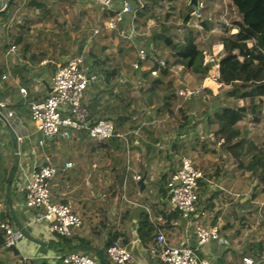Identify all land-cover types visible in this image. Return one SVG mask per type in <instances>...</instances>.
<instances>
[{"label":"crops","instance_id":"obj_1","mask_svg":"<svg viewBox=\"0 0 264 264\" xmlns=\"http://www.w3.org/2000/svg\"><path fill=\"white\" fill-rule=\"evenodd\" d=\"M28 9L36 10L37 7L22 4L19 0H0V103H5L14 114L8 123L17 139V143L13 142L9 134L1 130L4 125L0 120V178H9L8 184L0 183V210L9 212L10 197L18 221L30 236L44 243L38 245L27 239L21 240L16 247L20 259L27 264L34 261L57 264L55 257L71 252L89 264H102L101 258L108 264H115L107 255L103 257L101 251L109 235L116 232L120 236L114 243L127 248L133 264H161L160 247L156 242L159 232L170 245L187 238L190 246L197 247L195 225L219 230L218 214L215 216L217 220L212 222L211 218L215 217L202 202L189 221L181 219L174 213L168 194L160 188L162 177L165 176L166 180L178 168L181 157L191 158L204 175L202 154L194 155L190 152L193 148L187 147L198 134L211 136L199 121L201 116L187 109L185 104L184 116H193L200 126L191 128L190 125L178 132L184 118L179 119L176 115L179 113H175L168 119L169 102L153 97L145 100L146 113L135 119L134 124L131 121L119 126L116 136L107 145H97L86 134L74 132L68 140L48 139L42 147L39 146L41 137L30 119L29 105L48 97L57 68L77 55L72 51L69 55L67 46L58 53L56 45L40 39L35 29L28 32L24 26L28 22L25 14ZM87 65L86 69H89L90 62ZM145 69L147 67L143 66L142 71ZM133 71L131 64L129 68L115 65L96 69L98 80L88 87L82 101L93 118L105 120L111 108L121 109L119 116L129 113L123 111V106L110 92H123L126 84L136 90ZM104 74H114L109 76V83ZM20 89H25L26 94H21ZM181 105L179 101L173 103V111ZM46 160L56 169L50 182L52 202L67 204L82 220V226L72 231L69 243L49 233L45 221H34L42 213L41 209L30 210L24 206L22 187L32 169L46 164ZM67 163H71V167L66 168ZM133 176L141 178L142 188L137 185L139 181L132 179ZM213 185L208 181L202 189L205 199L210 198ZM145 215L152 227L149 235L141 229ZM236 216L241 215L237 213ZM13 227L16 228L15 224ZM219 234V240L198 248L200 255L211 264H238L242 257H246L249 242L236 241L234 227L219 230ZM261 260L264 264V256Z\"/></svg>","mask_w":264,"mask_h":264},{"label":"rangeland","instance_id":"obj_2","mask_svg":"<svg viewBox=\"0 0 264 264\" xmlns=\"http://www.w3.org/2000/svg\"><path fill=\"white\" fill-rule=\"evenodd\" d=\"M20 1L22 4H26L29 0ZM189 1L177 0L174 3L169 0H159L153 8L146 11L143 18L134 17L131 22L133 32L130 37L124 36L130 32L129 17L125 24L118 27L117 30L100 31L93 35L95 29L102 27L98 24L97 18L100 17L101 22H104L107 20V16H104V12L88 0H46L47 4L42 9L26 10L28 22L24 26L28 32L35 29V34L39 35L40 39L46 43L55 44L58 53L63 50L62 47L67 46L69 51L67 53L70 55V51H72L75 55L77 47L84 41V46L78 54L83 55L84 63L85 60L86 62L89 60L91 64L97 56H102L101 59H107L104 66L121 65L125 68H129L132 60L135 59L137 49L144 47L141 43L147 38L160 39L154 46L153 55L159 61L167 60L171 63L173 59L170 57V49L162 42L163 39L156 35L161 33V29L165 26L170 29L166 34L171 35L174 42H178L182 41V36L193 27L194 32L197 31L196 43L203 53V63H206L212 58H218L223 53L221 40L227 36L226 30L229 29L230 33L234 34L236 29H231V27L235 22H240L242 16L237 12L233 0H198L204 7L201 13L202 19L211 23L210 31H205L200 29L195 20L184 24L183 19L189 11ZM30 19H36V21ZM89 51H91L92 57L89 56ZM86 66L88 65L86 64ZM171 66L167 80L171 83L176 93L175 96L182 88H203L200 97L193 99L190 106V111H194L193 113L198 116L206 113L214 103L215 95L226 89L218 83L217 65L211 68L203 79L199 75L192 74L180 64ZM211 80L215 83V88L207 85V82ZM204 89L210 90V93ZM178 100L182 101L179 97ZM181 104L179 109L181 111L176 114L179 119L180 117L184 118L185 115L182 112L184 103ZM236 104H244L248 107V115L238 125L244 138L245 149L251 148L255 154L264 156V97L260 102L258 99L255 100L257 111L254 114L251 113L248 100L238 101ZM190 144L187 148L195 149L190 152H194L193 154H198V156L202 154V165L204 166L202 171L204 176L214 184L211 193L214 189L219 190L215 197L210 196L206 202L203 201L205 194L201 193V189V194L199 193L200 202L206 205L205 208L214 217L218 214L220 218L219 221H216V217L211 218L212 222H218L220 231L234 227L236 241L247 240L249 243L264 241V207H261L260 210L259 206L264 186L258 184L257 198L251 200L252 190L258 181L254 179L251 182L250 174L238 167L239 161H242L244 165L247 164L251 155L246 154L245 157L234 158L225 150L222 140L218 137L208 138L203 134H198L197 139L191 141ZM237 213L243 219L237 217Z\"/></svg>","mask_w":264,"mask_h":264},{"label":"trees","instance_id":"obj_3","mask_svg":"<svg viewBox=\"0 0 264 264\" xmlns=\"http://www.w3.org/2000/svg\"><path fill=\"white\" fill-rule=\"evenodd\" d=\"M119 0H112L114 7L118 5ZM133 9L135 11V16L143 18L146 14V11L153 8L159 0H130ZM139 1L142 3V8L140 9ZM176 2L177 0H169ZM236 4V10L241 14V21L235 22L231 29H236L234 34H231L229 29L226 30V37L222 38V51L223 53L218 58H212L211 61L203 63V53L199 49L196 43L197 31L196 33L193 30V27L189 29L183 36L182 41L174 42L171 35L166 34L169 32V28L163 26L161 29L162 32L158 33L156 36L162 38V42L168 47L171 51V58L173 61L163 62V67H159V60L153 54L154 46L159 40L155 38H147L141 43L145 48L147 53V62L143 66H146L147 69L140 71H133V81L135 84L134 90L130 85H125V91L113 93L110 92V95L113 99H116L120 106H123V111L128 110V114L125 116H119L122 114L121 109L111 108L108 111V116L105 120L110 121L114 124L115 132L119 126L125 125L132 121V124L136 123L135 119L138 120L146 113V102L145 100H150L153 97L162 99L167 103V113L168 119L170 116H174L175 113H179L180 107H176L173 111L172 104L178 100V96H175V92L172 88L171 83L167 80V74L171 71V65H182L192 74L199 75L201 78H205L208 74V71L214 66H218V83L226 87L225 90H222L220 93H217L214 97V103L211 104L209 110L206 113L200 114L201 117L199 121L202 126L206 129L205 131L209 133L211 137H218L223 141V147L225 150L232 155L234 158L245 157L246 154L251 155L247 164L244 165L242 161H239L238 167L247 171L250 176L249 180L251 182L254 179H257L258 183L254 186L251 194V200L257 198L256 188L258 184L264 186V156L254 153V150L251 148L244 147L243 140L240 133L238 125L246 118L248 115V107L244 104L237 105L238 101H249L251 113L257 111V106L255 105V100L258 99L259 102L264 97V0H233ZM28 4L30 6H35L37 8H43L47 3L46 0H29ZM136 7V9H135ZM188 14L185 15L183 21L184 24H189L191 20H195L200 29L205 31H210L211 23L202 19L201 13L204 9H195L192 6H188ZM198 11L199 17H196V12ZM104 16H107V19L111 18V12L104 11ZM100 17L97 18L99 25H102ZM120 27V26H119ZM84 46V41L80 43L77 47L75 55H78L81 49ZM2 49V48H1ZM89 56L92 57L91 51H89ZM102 56H97L93 63H91L90 68L87 69L89 75H95L97 79L90 83L93 85L98 80V73L95 72L97 68L104 66L107 62V59ZM89 60H85L87 64ZM85 64V65H86ZM142 66V67H143ZM158 69L157 77H150L151 70ZM105 81L110 82L109 76H114V74H104ZM89 85V86H90ZM88 89V88H87ZM208 93L210 90L204 89ZM87 91V90H86ZM85 91V92H86ZM200 97V96H199ZM184 103L186 108L189 109V105L192 100H184L179 97ZM198 98V97H197ZM83 101V99H82ZM233 103V104H230ZM184 111V110H183ZM182 111V112H183ZM89 112V111H88ZM100 118H93L90 115V121L92 123L96 122ZM130 120V121H129ZM185 122L179 126V130L189 127L194 128L200 126L198 122L195 121V118L184 116ZM87 135L86 132H80ZM88 137V135H87ZM210 137V138H211ZM89 138V137H88ZM177 139V137H176ZM107 141L104 142H94L97 145H107ZM111 141V139H110ZM117 143H113L116 145ZM174 147L176 145H173ZM173 147V148H174ZM169 177V176H168ZM165 176L162 177V184L160 188L167 193ZM207 180V181H206ZM209 179L204 175L200 181H198L197 193H198V202L201 201L199 198V193L204 194L205 191L202 190L208 184ZM1 184H8L9 178L2 177L0 178ZM264 191V190H263ZM262 191V192H263ZM200 193V194H201ZM219 193V190L213 191L211 196L214 197ZM262 197V196H261ZM206 202V199H205ZM8 199L6 198L5 205L7 206ZM207 204V203H206ZM261 210V209H260ZM264 211V210H263ZM174 213L178 214L176 210ZM243 219V217H240ZM264 220V214H263ZM0 221L6 222L11 226H14V222L8 212V210H0ZM264 222V221H263ZM264 225V223H263ZM141 229H145V234L149 235L152 231V227L149 225L147 217L141 222ZM4 236L5 232L0 227V264H27L23 262L19 253L15 247L6 248L4 245ZM119 234L113 232L109 235L103 250L101 251L103 257L106 255V249L114 244L118 239ZM58 237V236H57ZM60 238L62 241L68 242L69 238ZM82 244H85L82 242ZM264 241H259L255 243H249V250L246 252V256L254 258L255 260H261L264 256ZM31 264H48L47 262H32ZM57 264H61L58 261Z\"/></svg>","mask_w":264,"mask_h":264},{"label":"built area","instance_id":"obj_4","mask_svg":"<svg viewBox=\"0 0 264 264\" xmlns=\"http://www.w3.org/2000/svg\"><path fill=\"white\" fill-rule=\"evenodd\" d=\"M88 2L97 6L101 11L112 14L111 18L102 22L101 28L93 31V35L100 31L117 30L119 26L125 24L128 17L130 32L124 36L132 35L131 22L135 17V11L130 0H119L116 7L112 0H88ZM139 6L142 7L141 1H139ZM202 8L203 4L198 1V9ZM195 15L199 17L198 11ZM13 49L14 47H11V50ZM147 59L145 49L138 48L131 68L134 71H140ZM163 65V61H159V67ZM150 75L157 77L158 69L151 70ZM96 79L95 75L87 73L82 54L69 59L57 68L52 77L51 92L48 97L42 102L29 105L30 119L41 137L38 141L40 147L48 139L68 140L74 132H86L93 142H104L116 136L112 122L100 119L92 123L90 114L82 102L85 91ZM202 89L182 88L177 92V96L184 100L197 98L201 95ZM19 92L26 94L25 89H20ZM0 113L7 121L14 116L5 103H0ZM65 167H71V163L65 164ZM55 174L56 169L49 160H46V164L32 169L22 187L24 206L30 210H42L34 221H45L49 233L61 238H70L72 231L82 226V220L72 212L67 204L52 202L50 182ZM202 177L201 171L194 166L190 158L181 157L178 168L170 173L166 182L169 202L179 217L185 221H189L197 213V187ZM132 179L141 180L139 176H133ZM259 206L260 209L264 207V191ZM0 227L5 232L4 245L6 248H16L24 239L21 231L8 223L0 221ZM193 231L197 247L190 246L187 238H183L176 245H170L161 232L157 234L156 242L160 247L161 264H211L210 260L200 255L198 248L219 240L218 228L195 225ZM106 255L115 264H133L129 251L119 243L109 246L106 249ZM55 260L61 264H89L86 259L71 252L55 257ZM262 262V260L246 256L242 257L238 264H261Z\"/></svg>","mask_w":264,"mask_h":264},{"label":"water","instance_id":"obj_5","mask_svg":"<svg viewBox=\"0 0 264 264\" xmlns=\"http://www.w3.org/2000/svg\"><path fill=\"white\" fill-rule=\"evenodd\" d=\"M189 6H192L194 7L195 9H198V0H190L189 1ZM0 120L2 121L3 123V128H1L2 131H6L11 140L15 143H17V139H16V134L15 132L13 131L12 127L9 125L8 121L3 117V115L0 113ZM142 184H143V181L140 180L137 185L140 186L142 188ZM7 195L9 196V192H8V189H7ZM8 208H9V214L16 226V229L20 230L24 239H27L35 244H38V245H42L44 244L43 242H40L36 239H34L32 236L29 235V233L27 232V230L25 229V227L18 221L14 211H13V208H12V203H11V199L9 197V204H8ZM101 261H102V264H108L106 261H104L102 258H101Z\"/></svg>","mask_w":264,"mask_h":264},{"label":"bare ground","instance_id":"obj_6","mask_svg":"<svg viewBox=\"0 0 264 264\" xmlns=\"http://www.w3.org/2000/svg\"><path fill=\"white\" fill-rule=\"evenodd\" d=\"M207 85H208L209 87H211V88H215V83H214L212 80H211V81H208V82H207ZM207 85H206V86H207ZM208 86H207V87H208Z\"/></svg>","mask_w":264,"mask_h":264}]
</instances>
